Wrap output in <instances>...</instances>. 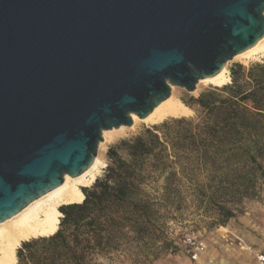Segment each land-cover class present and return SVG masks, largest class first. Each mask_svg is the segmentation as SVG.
Segmentation results:
<instances>
[{
    "label": "water",
    "instance_id": "water-1",
    "mask_svg": "<svg viewBox=\"0 0 264 264\" xmlns=\"http://www.w3.org/2000/svg\"><path fill=\"white\" fill-rule=\"evenodd\" d=\"M263 36L264 0H0V225Z\"/></svg>",
    "mask_w": 264,
    "mask_h": 264
},
{
    "label": "trees",
    "instance_id": "trees-1",
    "mask_svg": "<svg viewBox=\"0 0 264 264\" xmlns=\"http://www.w3.org/2000/svg\"><path fill=\"white\" fill-rule=\"evenodd\" d=\"M228 83L184 100L195 117L164 120L111 146L104 175L81 187L79 202L59 207L52 232L22 242L16 264L117 256L152 263L178 249L168 225L188 196L216 225L235 219L264 182V60L236 64Z\"/></svg>",
    "mask_w": 264,
    "mask_h": 264
},
{
    "label": "rangeland",
    "instance_id": "rangeland-1",
    "mask_svg": "<svg viewBox=\"0 0 264 264\" xmlns=\"http://www.w3.org/2000/svg\"><path fill=\"white\" fill-rule=\"evenodd\" d=\"M263 60L264 56L249 60L246 63H241L238 61H228L230 78L231 68L236 64L240 63L245 67H249L254 63L262 62ZM223 84H207L205 86H201L199 89L196 88V90L193 92H189L185 88L174 86L175 93L186 106L184 112L178 114L177 116H167L162 120L156 122L139 121L136 125H132H135L133 128L125 126L124 128H122V130H119V133L120 131H122L120 134L117 130L112 129L114 131H110L108 135L112 134L114 137H111L110 139L108 138L105 141L104 136L102 135L103 140L98 145L97 155H99L103 160L104 167L101 168V171L97 178H100L104 175L107 164L109 163L107 158L108 149L111 146L115 145L119 140L124 138H131L144 129L159 124L167 119L177 118L179 116H184L187 118L195 117V110L188 107L184 103V100L188 101L191 97H198L200 93L206 90L217 88ZM93 183L94 181L88 185H92ZM191 201L192 197L188 196L187 202L189 207L182 212L178 221H170L168 225V232L170 233V236L172 238H175V241L179 245L178 249L174 252L169 251L167 253H164L152 263L147 264H208V261H206L208 259H213L214 264H225L220 262L221 259L228 261L229 264H241V261H245L247 253L237 247L231 237V232L243 235L248 240V242L251 243L256 249L264 250V182L259 183L256 190V195L254 197L244 199L242 203L237 206L236 218L229 220L224 225L214 224L213 220L215 216L213 214H210V212L207 213L206 211L198 210ZM193 234L203 238L208 244V249L204 254L206 257H202L203 259L200 262L192 261L185 252V244L183 240L187 235ZM39 236L31 237L28 240L36 239V237L39 238ZM21 246L22 245H20L18 248H20ZM100 262L102 264H138L132 259L124 258L122 256L102 258L100 259ZM248 262L250 263V260H248Z\"/></svg>",
    "mask_w": 264,
    "mask_h": 264
},
{
    "label": "bare ground",
    "instance_id": "bare-ground-1",
    "mask_svg": "<svg viewBox=\"0 0 264 264\" xmlns=\"http://www.w3.org/2000/svg\"><path fill=\"white\" fill-rule=\"evenodd\" d=\"M263 56L264 36L253 46L236 54L230 61L246 63L249 60ZM229 78L230 72L227 62L212 77L200 79L196 88L199 89L201 86L207 84L220 85L228 82ZM185 109L186 106L175 93V87L172 86L171 95L167 100L156 106L147 117L139 118L136 114H132L133 124L136 125L139 121H160L167 116H177L184 112ZM134 126L129 128H133ZM124 127L120 126L113 129L119 133V130H122ZM114 130H104L102 132L104 141L114 137L112 134L108 135L110 131ZM102 167H104V162L99 155H96L93 163L81 175L71 178L70 175L65 174L61 185L34 199L13 217L2 223L0 225V264H16V250L23 241L52 232L57 219L61 215L59 207L79 202L83 197L81 187L93 182L99 175Z\"/></svg>",
    "mask_w": 264,
    "mask_h": 264
},
{
    "label": "built area",
    "instance_id": "built-area-1",
    "mask_svg": "<svg viewBox=\"0 0 264 264\" xmlns=\"http://www.w3.org/2000/svg\"><path fill=\"white\" fill-rule=\"evenodd\" d=\"M231 237L240 250L254 256L256 264H264V250L256 249L243 235L231 232ZM183 241L185 244L186 254L189 258L192 261L200 262L208 249L207 242L195 234L187 235ZM206 261H208V264H214L213 259H208Z\"/></svg>",
    "mask_w": 264,
    "mask_h": 264
},
{
    "label": "crops",
    "instance_id": "crops-1",
    "mask_svg": "<svg viewBox=\"0 0 264 264\" xmlns=\"http://www.w3.org/2000/svg\"><path fill=\"white\" fill-rule=\"evenodd\" d=\"M203 257L205 258L206 256L204 255ZM248 260H250V263L248 262ZM220 262L225 263V264H229V262L224 260V259H221ZM241 264H256V261H255V258L252 254L247 253L245 261H241Z\"/></svg>",
    "mask_w": 264,
    "mask_h": 264
}]
</instances>
